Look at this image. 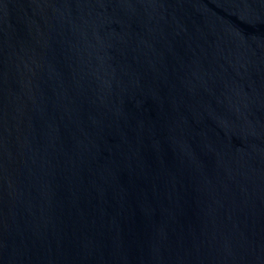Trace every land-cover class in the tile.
<instances>
[{"label":"water","instance_id":"1","mask_svg":"<svg viewBox=\"0 0 264 264\" xmlns=\"http://www.w3.org/2000/svg\"><path fill=\"white\" fill-rule=\"evenodd\" d=\"M0 264H264V0H0Z\"/></svg>","mask_w":264,"mask_h":264}]
</instances>
